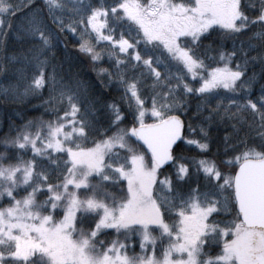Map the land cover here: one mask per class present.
Returning <instances> with one entry per match:
<instances>
[{"label":"snow or ice","instance_id":"6c2138e0","mask_svg":"<svg viewBox=\"0 0 264 264\" xmlns=\"http://www.w3.org/2000/svg\"><path fill=\"white\" fill-rule=\"evenodd\" d=\"M10 33L0 72L24 67L0 91L47 89L55 119L0 139V264H264V0H0Z\"/></svg>","mask_w":264,"mask_h":264},{"label":"trees","instance_id":"16d2710c","mask_svg":"<svg viewBox=\"0 0 264 264\" xmlns=\"http://www.w3.org/2000/svg\"><path fill=\"white\" fill-rule=\"evenodd\" d=\"M13 3H23V0H13ZM19 13L16 17L12 18V23L15 26L19 23ZM259 27H255L249 32V35L254 31H259ZM242 39H247V37H242ZM64 43L67 44L68 53L73 60V71L81 70L83 73V77L86 78L93 86L94 92L101 94L102 98L106 101H114L118 100L120 96V92L116 91L115 86L111 85L108 87H104L101 83V80L96 75V71L92 69L91 64L88 62L87 57H83L76 52V48L78 45L73 40L72 36L65 33L62 37ZM254 43H258V41H254ZM61 46V50H62ZM232 47L231 42H227L225 44V49L228 50ZM19 43L16 41L15 36L10 33L5 45L0 47V61H6L7 57H10L19 52ZM255 55L256 53H251ZM59 55V54H58ZM214 55V53H213ZM63 57L61 56V59ZM24 67L22 63H8L7 71L0 72V88H7L10 84H14L18 80L19 73L17 69ZM103 68L109 69L112 71L110 63L105 60V62L101 65ZM175 71V69H173ZM163 71V69H161ZM255 71L257 74L260 72V65L257 63L255 68L249 69V74ZM32 74L31 68L25 69V79L20 81L21 90L23 85L28 82ZM48 99V91L45 89L42 95H32L26 98H18L13 95L11 92L5 94L3 91H0V139H3L6 135H10L14 132L15 129L23 127L28 121H37L39 119L44 120H54L55 116L48 111L47 106L45 105V100ZM190 102L193 108H195L198 98H190ZM63 113L61 112V115ZM230 129L227 125H221L219 130L213 129L212 135L214 137L215 143L213 144L212 151L209 155L210 159L216 160L217 163H221L224 160H231L232 157L226 156L224 154L223 146H222V137L227 134ZM0 151H3V146L0 145ZM184 155L186 156H195L200 158L198 152L196 150L185 151ZM25 159L31 158V153H27L24 156ZM238 166V165H237ZM236 166V168H237ZM221 167H224L221 164ZM233 170V166L229 165L226 169L229 173ZM171 170H169L170 174ZM139 252V248L136 249Z\"/></svg>","mask_w":264,"mask_h":264}]
</instances>
